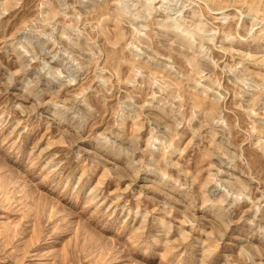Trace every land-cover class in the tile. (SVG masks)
I'll use <instances>...</instances> for the list:
<instances>
[{
    "label": "rangeland",
    "instance_id": "rangeland-1",
    "mask_svg": "<svg viewBox=\"0 0 264 264\" xmlns=\"http://www.w3.org/2000/svg\"><path fill=\"white\" fill-rule=\"evenodd\" d=\"M0 264H264V0H0Z\"/></svg>",
    "mask_w": 264,
    "mask_h": 264
},
{
    "label": "bare ground",
    "instance_id": "bare-ground-1",
    "mask_svg": "<svg viewBox=\"0 0 264 264\" xmlns=\"http://www.w3.org/2000/svg\"><path fill=\"white\" fill-rule=\"evenodd\" d=\"M189 48V47H188Z\"/></svg>",
    "mask_w": 264,
    "mask_h": 264
}]
</instances>
